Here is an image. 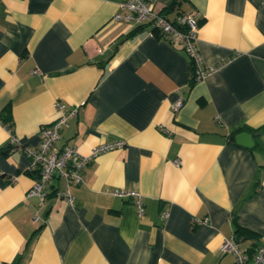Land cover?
Wrapping results in <instances>:
<instances>
[{
  "label": "crops",
  "instance_id": "1",
  "mask_svg": "<svg viewBox=\"0 0 264 264\" xmlns=\"http://www.w3.org/2000/svg\"><path fill=\"white\" fill-rule=\"evenodd\" d=\"M169 19H198L207 72L188 86L190 57L144 19L115 21L123 0H0V264H233L235 223L264 233V0H147ZM181 100L176 110L172 104ZM73 114L56 146L97 155L73 204L29 195L40 128ZM252 133L254 146L230 138ZM116 188L143 195L144 213ZM36 212L41 221L34 222ZM166 212V218L161 213Z\"/></svg>",
  "mask_w": 264,
  "mask_h": 264
},
{
  "label": "built area",
  "instance_id": "2",
  "mask_svg": "<svg viewBox=\"0 0 264 264\" xmlns=\"http://www.w3.org/2000/svg\"><path fill=\"white\" fill-rule=\"evenodd\" d=\"M121 7L125 12L114 14L113 20L140 22L148 19L167 40L177 44L193 59L196 64L197 80L204 76L207 70L201 64L195 43L199 22L194 14L181 12L174 19H169L147 0H123ZM180 104L181 100L174 102L172 110H176ZM56 108L58 115L54 120L41 126L42 137L37 146L24 145L14 134H10L9 143L12 147L22 150L29 158L27 170L34 176L33 183L27 190L29 195H37L41 201L44 200L50 182L56 177L62 178V186L55 185L56 194L73 204L74 195L71 187L83 181V171L87 164L102 152L121 148L125 140L114 139L102 142L94 145L88 153L80 152L77 146L71 144L56 146L55 141L59 138L63 125L73 114L72 110L67 111L61 103H56ZM109 192L130 199L139 216L144 213L143 195L138 190L116 188ZM161 216L166 218L167 213L163 212ZM32 220L41 221L36 212L32 214ZM220 250L222 253H230L234 256L233 264H264V233L252 250L241 246L235 234L224 238Z\"/></svg>",
  "mask_w": 264,
  "mask_h": 264
},
{
  "label": "trees",
  "instance_id": "3",
  "mask_svg": "<svg viewBox=\"0 0 264 264\" xmlns=\"http://www.w3.org/2000/svg\"><path fill=\"white\" fill-rule=\"evenodd\" d=\"M175 3V0H172L170 3V6L173 5ZM161 13V12H160ZM162 14V13H161ZM154 30H156V28L153 27ZM197 80L196 77V64L193 61L192 58H190V66H189V81H188V86H192ZM0 121L5 124L6 126H8L9 128H11V123H12V118H11V107H10V103H7L2 110L0 111ZM234 234L237 238H245V237H249V236H253V234L251 233L250 230L240 226L239 224L235 223V227H234Z\"/></svg>",
  "mask_w": 264,
  "mask_h": 264
},
{
  "label": "water",
  "instance_id": "4",
  "mask_svg": "<svg viewBox=\"0 0 264 264\" xmlns=\"http://www.w3.org/2000/svg\"><path fill=\"white\" fill-rule=\"evenodd\" d=\"M230 138L237 143L247 147H253L255 144L252 133L247 131H240L238 133H235L231 135Z\"/></svg>",
  "mask_w": 264,
  "mask_h": 264
}]
</instances>
